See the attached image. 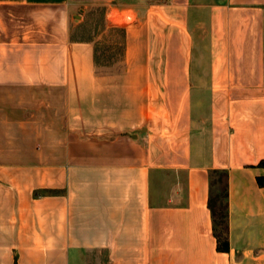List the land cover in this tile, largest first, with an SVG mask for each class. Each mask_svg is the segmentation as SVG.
<instances>
[{
  "label": "crops",
  "instance_id": "obj_1",
  "mask_svg": "<svg viewBox=\"0 0 264 264\" xmlns=\"http://www.w3.org/2000/svg\"><path fill=\"white\" fill-rule=\"evenodd\" d=\"M94 5L120 72L73 37ZM55 87L64 125L15 94ZM0 264H264V0H0Z\"/></svg>",
  "mask_w": 264,
  "mask_h": 264
},
{
  "label": "rangeland",
  "instance_id": "obj_2",
  "mask_svg": "<svg viewBox=\"0 0 264 264\" xmlns=\"http://www.w3.org/2000/svg\"><path fill=\"white\" fill-rule=\"evenodd\" d=\"M83 18L75 17L79 21L76 22V29L74 31V38L83 40H92L94 42L95 60H96V72L100 74H110L120 72L125 66L126 61H131L132 57L128 55L129 60L126 58V31L119 26L111 27L106 24V7L102 5H94L83 11ZM115 12L109 14V18L115 16ZM132 18V17H131ZM126 15L120 22L126 21ZM130 45V44H129ZM131 49V48H130ZM131 57V58H130ZM26 92H15V94L21 93L22 96H31L41 98L43 104L42 109L45 112L43 118L45 126H50L51 121L57 119L56 114L52 115L51 111H56L57 107L64 106L61 110H66L67 101H63V94L65 93L62 87H55L51 89H27ZM33 100L35 98H32ZM9 104V103H7ZM23 104V103H22ZM29 104V103H24ZM35 105V103H32ZM18 118V116H16ZM16 118V120H17ZM59 125L65 124V118H59ZM54 125L56 123H53ZM211 180L214 183L213 195H220L221 189L224 186L225 178L222 174L211 173ZM217 208H224V199L220 197L217 202ZM224 224L217 226V231L222 232ZM224 236V231L221 233Z\"/></svg>",
  "mask_w": 264,
  "mask_h": 264
},
{
  "label": "trees",
  "instance_id": "obj_3",
  "mask_svg": "<svg viewBox=\"0 0 264 264\" xmlns=\"http://www.w3.org/2000/svg\"><path fill=\"white\" fill-rule=\"evenodd\" d=\"M94 62L96 65V60H95V55H94ZM220 173L224 176L225 181H224V186L221 189V194L220 195H213V186L214 183L211 180V173ZM227 171L224 169L218 170L214 169L210 172L209 178H210V190H209V197L207 200V206L211 212V217H212V223H213V234L217 238L218 245L217 248L218 250L221 251H227L228 250V243L226 239V229H227ZM257 181L259 184H263V180L261 178H257ZM222 197L224 199V208L220 209L219 207L217 208V202L218 199ZM220 224H224L223 230L224 231V236H221L222 232L217 231V226Z\"/></svg>",
  "mask_w": 264,
  "mask_h": 264
},
{
  "label": "built area",
  "instance_id": "obj_4",
  "mask_svg": "<svg viewBox=\"0 0 264 264\" xmlns=\"http://www.w3.org/2000/svg\"><path fill=\"white\" fill-rule=\"evenodd\" d=\"M167 1H172V0H167Z\"/></svg>",
  "mask_w": 264,
  "mask_h": 264
}]
</instances>
